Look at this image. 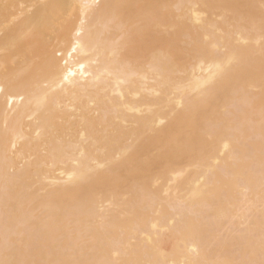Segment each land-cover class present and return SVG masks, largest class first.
<instances>
[{
  "label": "bare ground",
  "instance_id": "bare-ground-1",
  "mask_svg": "<svg viewBox=\"0 0 264 264\" xmlns=\"http://www.w3.org/2000/svg\"><path fill=\"white\" fill-rule=\"evenodd\" d=\"M262 146L264 0H0V260L258 259Z\"/></svg>",
  "mask_w": 264,
  "mask_h": 264
},
{
  "label": "snow or ice",
  "instance_id": "snow-or-ice-1",
  "mask_svg": "<svg viewBox=\"0 0 264 264\" xmlns=\"http://www.w3.org/2000/svg\"><path fill=\"white\" fill-rule=\"evenodd\" d=\"M261 159L264 163V146L261 150ZM253 257H255V251L253 250ZM0 264H39V262L30 261H12V260H0ZM44 264H84L82 261H63V260H52L44 262ZM242 264H264V236H262L260 241L259 258H252L243 261Z\"/></svg>",
  "mask_w": 264,
  "mask_h": 264
}]
</instances>
